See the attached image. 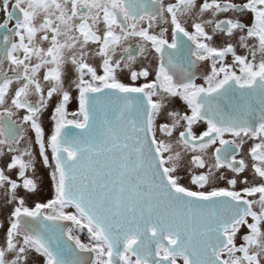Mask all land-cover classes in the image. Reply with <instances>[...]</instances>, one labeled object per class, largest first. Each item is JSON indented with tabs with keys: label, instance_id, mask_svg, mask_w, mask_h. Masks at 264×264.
<instances>
[{
	"label": "snow or ice",
	"instance_id": "1",
	"mask_svg": "<svg viewBox=\"0 0 264 264\" xmlns=\"http://www.w3.org/2000/svg\"><path fill=\"white\" fill-rule=\"evenodd\" d=\"M0 13L14 205L0 264H264V0H0ZM28 132L53 189L32 206L18 195L39 188Z\"/></svg>",
	"mask_w": 264,
	"mask_h": 264
},
{
	"label": "flooded vegetation",
	"instance_id": "2",
	"mask_svg": "<svg viewBox=\"0 0 264 264\" xmlns=\"http://www.w3.org/2000/svg\"><path fill=\"white\" fill-rule=\"evenodd\" d=\"M169 2H174V0H164V3L167 4ZM3 19V14L0 13V20ZM165 27H168L167 25H165ZM238 51L242 52L243 50L238 49ZM94 66H97L99 63L98 58H93L92 61ZM229 62H230V57H229ZM145 64H149L150 67H154L155 62L154 61H144ZM206 64H200L198 65L197 68V74L198 76H201L202 74L205 73L206 70ZM97 71L98 73L102 74V69H100L99 67H97ZM120 79L124 80L125 82H128L127 79V73L125 72H121L119 74ZM74 73L72 72L71 68L69 67L68 71H67V75H66V79H65V87L68 88L70 81L72 79H74ZM153 77H150L149 79H151ZM145 80L144 78H141L140 80H138L136 83L137 84H141L144 83ZM202 79H197V83H201ZM70 91H72V95L73 97H75L76 92L74 89H69ZM57 97H53V101L49 103L48 108L42 113L41 115V123L42 126L44 127L45 130V134L46 136L48 134H50L52 127L50 128V119H51V114H52V110L55 106V103L57 102ZM71 106H73L72 110L70 109V107L68 106V111L69 112H73L77 109L78 105L77 102L75 101V99L71 100ZM170 107L179 111H185L186 110V105L184 104V102L182 100H180L178 97L176 98H172L171 100V104ZM23 112L21 111L20 113H18V116H22ZM205 127V125H203V123L194 126L195 130L197 132L203 130V128ZM28 136L31 137L32 139V150L36 156V160H37V168H36V177L38 178V182H39V188L35 193H25L22 189L18 190V195L20 196H24L26 203L29 206L34 205L35 202H45L47 199H51L52 195H53V190L51 189L52 184L51 180H50V176H49V169L44 167L41 163H40V157L38 154V145H36L34 143V134L31 132H28ZM252 141L249 140L247 141L242 148V155L247 153L248 148L251 146ZM246 159H248L245 156ZM181 175L184 177L183 178V183L186 185H189L193 188H195L194 185L190 184V177L189 175H187L186 173L182 172ZM244 176H247L250 180L252 179V174L250 171L246 170L245 173L243 174ZM218 184L220 186H225L224 185V181H218ZM237 187L239 188L240 185L238 184ZM13 204H9L6 202V197L4 194V190L0 189V245H3L5 243V239H6V230L7 227L9 226V221H8V217L10 215V212L13 208ZM70 211H74V209L68 208ZM65 211H67L65 209ZM251 222V221H250ZM246 231V229L242 228L241 232L238 234L237 236V243L239 244L240 241V236L243 235V233ZM77 235H80L82 240L86 241V233H76ZM29 264H42V257L37 256L36 254H32V256L30 257V261Z\"/></svg>",
	"mask_w": 264,
	"mask_h": 264
},
{
	"label": "rangeland",
	"instance_id": "3",
	"mask_svg": "<svg viewBox=\"0 0 264 264\" xmlns=\"http://www.w3.org/2000/svg\"><path fill=\"white\" fill-rule=\"evenodd\" d=\"M52 101H53V99H52ZM52 101H50V102H52ZM68 106L70 107V109L72 110V108H73V106H71V102L68 104ZM71 113V112H70ZM53 124H54V122L50 119V128L51 127H53ZM51 184V183H50ZM51 189H52V186H51ZM53 190V189H52ZM67 211H70L69 209H66ZM181 264H182V262H181Z\"/></svg>",
	"mask_w": 264,
	"mask_h": 264
}]
</instances>
